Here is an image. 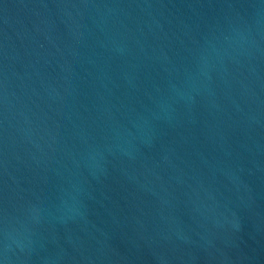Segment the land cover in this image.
<instances>
[{
	"label": "water",
	"instance_id": "obj_1",
	"mask_svg": "<svg viewBox=\"0 0 264 264\" xmlns=\"http://www.w3.org/2000/svg\"><path fill=\"white\" fill-rule=\"evenodd\" d=\"M2 264H264V0H0Z\"/></svg>",
	"mask_w": 264,
	"mask_h": 264
},
{
	"label": "clouds",
	"instance_id": "obj_2",
	"mask_svg": "<svg viewBox=\"0 0 264 264\" xmlns=\"http://www.w3.org/2000/svg\"><path fill=\"white\" fill-rule=\"evenodd\" d=\"M0 264H2V262H0Z\"/></svg>",
	"mask_w": 264,
	"mask_h": 264
}]
</instances>
